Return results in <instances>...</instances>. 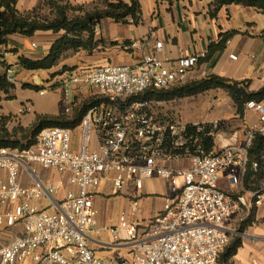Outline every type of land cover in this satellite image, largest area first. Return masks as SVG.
I'll use <instances>...</instances> for the list:
<instances>
[{
	"label": "built area",
	"instance_id": "built-area-1",
	"mask_svg": "<svg viewBox=\"0 0 264 264\" xmlns=\"http://www.w3.org/2000/svg\"><path fill=\"white\" fill-rule=\"evenodd\" d=\"M31 47L37 49L38 44L33 42ZM162 48V43H157V49ZM131 49L143 54L139 65L81 69L65 80V115H72L81 106L82 100L76 98L85 89L95 90L92 99L99 101L89 107L79 126L77 149L72 130L62 127L42 130L38 145L29 150L0 149V169L7 173L5 180L0 179V204L7 208L0 213V225L24 226L22 236L0 249V264L28 260L30 264H218L230 243V219L242 208L264 204L263 190L244 188L249 149L258 134L264 135V105L247 104L258 113L259 121L246 130L243 146L207 153L197 134L211 136L221 123L191 126L166 122L152 111L154 102L131 101L149 89L171 90L209 78L199 69L200 59L206 55L173 64L144 54L139 42ZM6 58L7 48L0 47V64H5ZM5 80L15 82L13 67L7 68ZM26 112H32L31 105L23 108L22 113ZM94 137L98 138L96 149ZM179 160H188L191 168L168 167V163ZM31 165L69 174L68 182L77 190L55 202L53 212L40 209L34 202L52 197L64 182L43 184ZM253 169H258L257 163ZM23 170L34 181L31 187L20 182ZM154 178L172 183V196L165 200L158 216L139 224L134 220L139 204L133 198L120 212L117 227L100 223L94 202L102 186L111 184L117 195L130 185L142 191L146 181ZM222 178L239 192L222 190ZM105 232L111 234L114 244L132 249L131 261L96 257L90 237Z\"/></svg>",
	"mask_w": 264,
	"mask_h": 264
},
{
	"label": "crops",
	"instance_id": "crops-1",
	"mask_svg": "<svg viewBox=\"0 0 264 264\" xmlns=\"http://www.w3.org/2000/svg\"><path fill=\"white\" fill-rule=\"evenodd\" d=\"M48 1H63L71 6H86L100 0H18L16 8L25 15L26 12L41 8ZM138 2L140 15L137 20L133 18L124 21L101 20L95 30L94 49L87 51L80 48L51 70H25L19 58L43 60L64 33L38 32L31 38L20 35L10 37L6 63L0 64V134L6 131L20 135L21 131L31 129L40 117L65 116L68 121L73 120L78 108L72 115H65L66 105L63 103L62 94L58 92L64 89V82L69 74L59 71L65 68L66 71L72 70L74 73L89 66L94 68L110 64L139 65L143 54L131 49V45L135 42L142 45L144 54L168 59L173 64L181 59L201 57L205 54L206 58L200 59L199 69L206 71L209 76L244 83L253 93L264 89V36H262L264 12L236 4L225 6L217 12L213 0L173 2L138 0ZM33 39L38 44L37 49L31 47ZM159 42L163 45L162 51L157 49ZM220 45L222 49L215 51L207 60L210 52ZM8 67H13L16 71V80L12 84L5 80ZM36 78L43 82V87L36 86L34 82ZM42 91L45 92L44 95H41ZM83 96L85 98L86 95L80 93L76 99L80 100ZM256 103L264 105V99ZM28 105L32 106V112L22 113L23 108ZM203 110L202 113L207 112ZM199 116L202 117V114ZM236 119V124L233 125L234 133L229 136L221 131L215 134L214 150L227 146H243L246 141V130L258 123L259 115L246 105L244 114L236 115ZM204 122L214 121L209 119L193 124ZM72 132L74 148L77 149L80 138L79 127ZM97 145L98 138L94 137L93 148L96 149ZM187 161H173L168 163V167L174 170L190 169L191 163ZM30 167L45 185L64 182L63 187L52 197L34 202L40 209L53 212L56 209L55 202H60L67 192L77 190L69 184V174H59L37 165ZM6 178L7 173L0 169V179ZM20 182L26 188L34 184L31 175L25 170L20 175ZM179 183L182 185V180ZM219 187L226 192H239V189L230 186L226 178H222ZM260 190L264 191V165L259 174L248 181L247 191ZM171 196V181L154 178L146 181L142 191H137L133 185H130L117 195L111 184H105L96 193L94 205L101 224L117 227L120 212L129 207L133 198H137L139 210L134 220L139 224H146L163 211L165 200ZM6 211L7 208L0 204V213ZM108 217H111V221L107 219ZM227 228L232 232L231 236L236 235L242 241L230 264H264V204L251 209L242 208L230 219ZM23 234V224L13 228L0 225V249ZM90 238L96 257L97 255L101 257H97L98 259L131 261L132 249L114 244L110 233L92 235ZM23 264H30V261Z\"/></svg>",
	"mask_w": 264,
	"mask_h": 264
},
{
	"label": "trees",
	"instance_id": "trees-1",
	"mask_svg": "<svg viewBox=\"0 0 264 264\" xmlns=\"http://www.w3.org/2000/svg\"><path fill=\"white\" fill-rule=\"evenodd\" d=\"M106 6L103 10L87 13L83 17L70 19L69 11L71 7L61 6L63 1H48L49 5L56 11V18L53 21L42 22L39 19H32L28 15L21 14L16 6L18 0H0V47L8 48L10 37L20 35L24 37H34L38 32H53L54 34L64 33L54 46L51 48L49 55L43 60L34 61L23 57L19 58L22 68L29 71L51 70L58 66L61 57L66 51H78L84 48L87 51L94 49L95 30L98 23L104 19H113L115 21H124L129 18L138 19L140 15V6L138 0H104ZM161 1H181V0H161ZM215 11H219L225 6L232 4L242 5L245 7L256 8L264 12V0H213ZM83 36L88 40L83 41ZM222 46L213 49L207 60L215 53L221 50ZM72 71V70H70ZM3 87V85H1ZM32 88V87H31ZM38 89V88H35ZM211 89L226 90L237 107V114L242 116L246 105L250 102H261L264 99V89L258 93L250 92L244 83L228 80L225 78L210 76L209 78L193 83L191 85L172 89L148 91L134 97L131 101L140 102H166L184 95H194ZM97 99L84 101L76 110L73 120L68 121L65 116L60 117H40L36 124L27 131L10 134L3 131L0 134V149L10 148L19 149L20 151L29 150L38 145V138L45 128L62 127L74 130L80 126L87 110L91 105L98 103ZM192 126V125H191ZM222 125L214 131L213 135L207 136V133H198V140L204 150L210 153L215 148V134L222 129ZM196 131V127H192ZM25 142V143H22ZM179 154V153H178ZM249 167L244 179V187L248 189V181L259 174L264 165V135L258 134L249 149ZM258 164V169H253V164ZM240 237L231 236L229 245L220 255L218 263L230 264L231 259L236 254L237 249L241 246Z\"/></svg>",
	"mask_w": 264,
	"mask_h": 264
},
{
	"label": "rangeland",
	"instance_id": "rangeland-1",
	"mask_svg": "<svg viewBox=\"0 0 264 264\" xmlns=\"http://www.w3.org/2000/svg\"><path fill=\"white\" fill-rule=\"evenodd\" d=\"M60 5L63 7H71V10L69 11L68 15L70 19H75L83 17L87 13H93L95 11L103 10L106 6V3L104 0H100L98 2H94L86 6H71L65 2L60 3ZM56 14V11H54L49 5H46V3L39 9L26 12V15L30 16L32 19H39L42 22L53 21L56 18ZM82 40L87 41V36H83ZM31 41L36 42L34 39ZM73 52V50L66 51L61 57V60L72 56ZM89 68L92 67L89 66L86 69ZM59 72H67V74H69L68 77L73 73L70 70L66 71L65 68H63ZM60 73L58 75H60ZM34 82L37 87H43L44 85L43 82L37 78ZM58 92L62 94L63 103L65 105L64 89L59 90ZM83 93L86 96L85 98L84 96L81 97L80 100H82V103L86 101V99L90 100L95 97L96 91L91 89H85ZM203 109H205V111L207 112L202 113V111H204ZM152 111L162 121L166 122L189 124V122L193 121V124L194 122L208 121L209 119L214 122L217 121L221 123L223 127L220 131L226 134V136H229L230 134L235 132V128L233 125L236 124V115H238L236 105L233 103L228 92L223 89H211L209 91L200 92L194 95H184L182 97H178L176 99L166 102H154ZM199 114H202V117H200ZM201 118H203V120ZM154 184L155 186H157L156 182ZM107 219L111 221V217H108ZM107 226H110V224H108ZM97 257L101 258L98 255Z\"/></svg>",
	"mask_w": 264,
	"mask_h": 264
}]
</instances>
